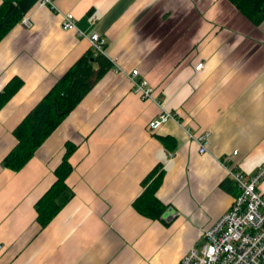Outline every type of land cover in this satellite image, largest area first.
<instances>
[{
    "label": "crops",
    "instance_id": "crops-1",
    "mask_svg": "<svg viewBox=\"0 0 264 264\" xmlns=\"http://www.w3.org/2000/svg\"><path fill=\"white\" fill-rule=\"evenodd\" d=\"M53 4H33L22 15L31 26L18 20L0 39V90L13 76L22 81L0 108V264H178L229 207L234 192L221 185L224 157L249 173L264 157V19L252 25L226 0ZM64 13L77 30L103 37V55L136 69L153 98L140 99L111 65L12 171L1 160L15 145L13 128L90 49L84 36L61 29ZM156 101L175 119L149 132ZM204 131L207 151L199 153L187 133ZM65 142L75 144L65 179L73 196L39 227L34 203L54 180ZM157 165L155 197L163 208L153 219L132 202Z\"/></svg>",
    "mask_w": 264,
    "mask_h": 264
},
{
    "label": "trees",
    "instance_id": "trees-1",
    "mask_svg": "<svg viewBox=\"0 0 264 264\" xmlns=\"http://www.w3.org/2000/svg\"><path fill=\"white\" fill-rule=\"evenodd\" d=\"M35 1L0 0V39ZM226 1L252 25H258L264 19V0ZM111 65L104 55L94 56L90 49L78 57L13 128L16 142L3 156L1 164L12 171L19 170ZM21 84V79L16 76L5 83L0 90V108ZM74 148L75 144L65 142L61 158L53 169L54 180L34 203L39 227H44L73 196L65 179L71 171L68 157ZM160 175L159 165L151 169L141 181V192L132 202V207L148 218H158L162 212L163 205L155 197ZM221 185L232 194L235 191L228 177Z\"/></svg>",
    "mask_w": 264,
    "mask_h": 264
},
{
    "label": "built area",
    "instance_id": "built-area-1",
    "mask_svg": "<svg viewBox=\"0 0 264 264\" xmlns=\"http://www.w3.org/2000/svg\"><path fill=\"white\" fill-rule=\"evenodd\" d=\"M52 1L37 0L35 6L54 9ZM96 18V14H91L89 17L91 21ZM19 23L25 28L31 26L28 16H21ZM60 27L84 36L92 55L104 54V38L96 32L83 33L77 30L74 19L69 14H62ZM109 61L114 65L113 60L109 59ZM201 66L202 63L199 62L194 68L197 70ZM115 70H117L116 66ZM118 72L125 74L120 68ZM137 76L136 69L130 70L128 78L132 91L142 100L152 99V87L145 79ZM156 102L160 111L148 121L146 129L149 132L175 119L169 110L160 102ZM208 135V131L195 135L187 133V136L197 144L199 153L207 151ZM235 153L236 150H232V154ZM224 162L227 177L235 188L229 207L209 227L200 230V246L187 249L178 264H264V191L259 189V183L264 179V157L252 173L229 166L228 156L224 157Z\"/></svg>",
    "mask_w": 264,
    "mask_h": 264
},
{
    "label": "rangeland",
    "instance_id": "rangeland-1",
    "mask_svg": "<svg viewBox=\"0 0 264 264\" xmlns=\"http://www.w3.org/2000/svg\"><path fill=\"white\" fill-rule=\"evenodd\" d=\"M37 1V0H36ZM36 1H35V3H34V5L36 4ZM53 2V1H52ZM90 17V16H89ZM21 19V18H20ZM20 19H19V22H20ZM75 23V22H74ZM103 38V37H102ZM114 65L117 67V70H115V71H117L118 72V69L120 68V70H123L120 66H118L116 63H114ZM132 70V69H131ZM124 72H125V74H127V77H128V74H129V72L130 71H125L124 70ZM143 79H145V78H143ZM146 80V79H145ZM146 82H147V80H146ZM148 83V82H147ZM149 85V84H148ZM150 86V85H149ZM132 87V86H131ZM151 87V86H150ZM148 123V122H147Z\"/></svg>",
    "mask_w": 264,
    "mask_h": 264
}]
</instances>
